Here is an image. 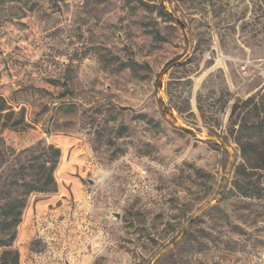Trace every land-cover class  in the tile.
<instances>
[{
	"label": "rangeland",
	"instance_id": "1",
	"mask_svg": "<svg viewBox=\"0 0 264 264\" xmlns=\"http://www.w3.org/2000/svg\"><path fill=\"white\" fill-rule=\"evenodd\" d=\"M263 87L264 0H0V228L61 150L19 264H264L231 119Z\"/></svg>",
	"mask_w": 264,
	"mask_h": 264
},
{
	"label": "trees",
	"instance_id": "2",
	"mask_svg": "<svg viewBox=\"0 0 264 264\" xmlns=\"http://www.w3.org/2000/svg\"><path fill=\"white\" fill-rule=\"evenodd\" d=\"M235 141L241 151L242 162L237 176L241 178L234 192L241 197L264 198V87L245 100H238L232 107ZM39 153L30 161V167L21 172L32 171L31 182L17 185L21 192L10 197L2 209L5 221L0 228L1 264H19V253L13 250L17 228L22 222L26 198L31 193H54L57 189L55 171L61 158V150L52 144L42 143ZM257 177L258 179L254 180ZM263 180V181H262ZM18 193V191L16 192Z\"/></svg>",
	"mask_w": 264,
	"mask_h": 264
}]
</instances>
